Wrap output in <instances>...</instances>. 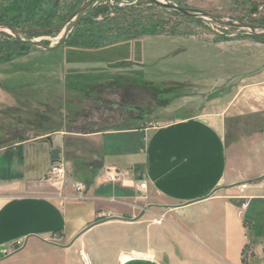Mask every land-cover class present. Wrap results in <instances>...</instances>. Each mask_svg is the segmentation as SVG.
Wrapping results in <instances>:
<instances>
[{"label": "crops", "instance_id": "0c3cea01", "mask_svg": "<svg viewBox=\"0 0 264 264\" xmlns=\"http://www.w3.org/2000/svg\"><path fill=\"white\" fill-rule=\"evenodd\" d=\"M217 47H233L250 67L236 74L233 93L198 111L42 133L7 130L0 119V246H18L0 264H121L134 255L264 264V45ZM1 86L0 106L12 105ZM56 163L65 164L64 179L50 176ZM109 168L119 182L105 181Z\"/></svg>", "mask_w": 264, "mask_h": 264}, {"label": "rangeland", "instance_id": "374dc122", "mask_svg": "<svg viewBox=\"0 0 264 264\" xmlns=\"http://www.w3.org/2000/svg\"><path fill=\"white\" fill-rule=\"evenodd\" d=\"M6 1L0 0V5ZM85 1L59 0L58 14L65 17L59 25ZM166 1L264 26V0ZM83 16L49 34L19 39L0 31V82L13 99L12 105L0 106L7 130L20 124L39 133L65 126L90 131L99 126L149 125L198 111L221 92L233 93L240 83L236 74L250 67L233 56V47L217 46L264 45V36L176 15L147 0H99ZM70 27L65 42L54 50L32 45L24 55L5 58L7 41L56 47ZM121 104L139 106L146 115L126 111ZM122 248L124 244L117 243L116 251ZM130 257L157 263L151 256Z\"/></svg>", "mask_w": 264, "mask_h": 264}, {"label": "trees", "instance_id": "16d2710c", "mask_svg": "<svg viewBox=\"0 0 264 264\" xmlns=\"http://www.w3.org/2000/svg\"><path fill=\"white\" fill-rule=\"evenodd\" d=\"M58 3L59 0H9L2 2L0 5V22L8 23L11 27L17 29L50 28L65 20V17L58 14ZM81 20L86 21L84 16ZM87 23L93 24L92 21ZM30 35L29 37L32 36ZM12 40L11 42H5L4 47L9 52L5 56L7 60L12 59L15 55H24L32 49V45L23 40ZM104 42H107V40ZM80 43L85 44V41L81 39ZM2 57L0 56V61Z\"/></svg>", "mask_w": 264, "mask_h": 264}, {"label": "water", "instance_id": "95a60500", "mask_svg": "<svg viewBox=\"0 0 264 264\" xmlns=\"http://www.w3.org/2000/svg\"><path fill=\"white\" fill-rule=\"evenodd\" d=\"M97 1H99V0H86L79 7V9L70 18H68V20H66V22H64L63 24L56 26V27L46 28V29L38 28L35 30H19V29H15V28L11 27L7 23H0V31H2V30L3 31H9L12 35L21 39V36H25V35H29V34H33V33H49V32H53V31L61 30V29L65 28L67 25L76 24V22L81 19L83 14ZM147 1H149L150 3L155 4L157 6H160V7L164 8L168 11H171L172 13L183 16V17H187V18H191V19H195V20H199V21H208V22L217 24L219 26L236 28L238 30H241V31H244L247 33H251L254 35L264 36V26H261V25H253V24L238 22V21H234V20H230V19H224V18L215 16L209 12L200 10V9L183 7V6L171 3V2L166 1V0H163V1H161V0H147ZM70 30H71V27L68 31H66L63 39L61 40V42L56 47H47V46H44L43 44H40V43H37L34 41H29V42L31 45H33L35 47L44 48L46 50H54L57 47H60L65 42ZM119 106L121 108H123L124 110L129 111V112H134L135 114H138L141 117H145V115H146L143 108H141L139 106H135V105L127 106L124 104H121ZM53 160L54 161L59 160V151L58 150H56L54 152ZM156 264H158V263H156Z\"/></svg>", "mask_w": 264, "mask_h": 264}, {"label": "built area", "instance_id": "2783aa9c", "mask_svg": "<svg viewBox=\"0 0 264 264\" xmlns=\"http://www.w3.org/2000/svg\"><path fill=\"white\" fill-rule=\"evenodd\" d=\"M67 175V170L65 164L62 163H56L53 165V167L50 170V176L54 179H64ZM122 177V174L120 171L116 168H109L105 172V181L107 182H119ZM76 190L80 193H83L85 191L84 184L78 182L75 185ZM247 185H243V189H245ZM147 189V184L143 183L140 186V190L144 192ZM18 246L17 245H5L0 246V259H5L8 257H11L16 253Z\"/></svg>", "mask_w": 264, "mask_h": 264}, {"label": "bare ground", "instance_id": "6f19581e", "mask_svg": "<svg viewBox=\"0 0 264 264\" xmlns=\"http://www.w3.org/2000/svg\"><path fill=\"white\" fill-rule=\"evenodd\" d=\"M121 264H156L154 261L148 258H139V257H125Z\"/></svg>", "mask_w": 264, "mask_h": 264}]
</instances>
